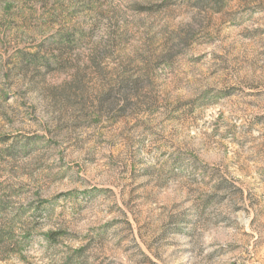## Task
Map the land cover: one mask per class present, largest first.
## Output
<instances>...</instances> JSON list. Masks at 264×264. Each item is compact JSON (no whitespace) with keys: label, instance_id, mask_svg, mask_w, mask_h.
I'll return each mask as SVG.
<instances>
[{"label":"rangeland","instance_id":"1","mask_svg":"<svg viewBox=\"0 0 264 264\" xmlns=\"http://www.w3.org/2000/svg\"><path fill=\"white\" fill-rule=\"evenodd\" d=\"M0 264H264V0H0Z\"/></svg>","mask_w":264,"mask_h":264}]
</instances>
